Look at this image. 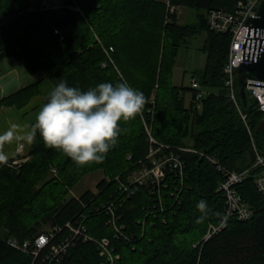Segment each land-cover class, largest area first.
Wrapping results in <instances>:
<instances>
[{"label": "trees", "instance_id": "16d2710c", "mask_svg": "<svg viewBox=\"0 0 264 264\" xmlns=\"http://www.w3.org/2000/svg\"><path fill=\"white\" fill-rule=\"evenodd\" d=\"M42 1L0 0V56L20 62L29 75L44 73L37 82L2 98L0 106L23 108L39 93L40 82L52 89L61 79L82 90L99 82L127 81L144 93L146 103L134 118L121 122L118 142L103 161L77 166L64 153L46 146L37 132L18 171L0 162V264H31L29 255L6 243L7 237L30 239L47 226L63 225L81 214L86 216L90 236L111 240L118 264H264V198L254 184L257 170L238 186L252 210L251 218L231 220L222 232L199 244L208 225L217 223L224 212V198L216 192L223 177L199 155H183L187 181L180 204L173 213L147 219L143 235L137 221L144 219L147 207L154 206L148 190L139 189L118 209L134 245L115 239L104 211L94 210L114 197L115 183L102 179L96 193L69 195L89 173L101 171L113 179L136 168L148 152L144 121L158 142L188 146L185 139L190 138L189 146L214 156L228 170L251 167L253 145L264 154V112L257 109L248 90L243 107L237 70L239 109L228 98L224 66L231 37L210 31L206 23L210 10H231L237 0H172L194 14L192 22L183 24L175 14L165 22L160 0H74L80 12L68 7L40 10ZM202 33L205 64L195 77L206 94L196 101L190 87L176 86L171 79L179 49ZM109 48L113 64L104 51ZM104 62L107 66L102 67ZM199 199L209 206L202 219L196 208ZM103 263L94 243L79 241L61 264Z\"/></svg>", "mask_w": 264, "mask_h": 264}, {"label": "built area", "instance_id": "2783aa9c", "mask_svg": "<svg viewBox=\"0 0 264 264\" xmlns=\"http://www.w3.org/2000/svg\"><path fill=\"white\" fill-rule=\"evenodd\" d=\"M74 0H60L58 3L43 0L40 10L68 7L71 10L80 12L77 5L67 6L65 3ZM262 0H237L231 10L212 9L206 17L207 27L210 31L220 34H229L231 37L228 60L224 66L226 75L225 86L228 88V98L239 109L236 93L234 73L241 66L248 64L255 59L264 48V31L255 27L251 20L258 17L257 10ZM165 5V22H169L172 15L178 12V6L172 0H163ZM1 24V23H0ZM54 32L62 36V32L55 29ZM108 61L113 64L109 52L112 48L104 50ZM107 66L102 63V67ZM253 86H248L247 90L256 101V107L260 112H264V82L248 80ZM190 88L195 92V100L206 94L201 90L199 82L195 76L190 80ZM151 98V102H153ZM245 120V116H241ZM147 134L148 152L144 159L138 161L136 168L126 170L113 179L105 178L106 183H115L116 193L104 204L95 207V211L102 209L107 216V222L113 232L115 239H121L133 245V237L126 234L125 226L120 222L121 215L118 209L129 200L139 189L148 190L153 198V208L147 207V212L141 224L142 232L150 217L157 215L165 216V213H173L180 204V194L183 191L187 176L186 162L183 155L194 154L208 160L218 171L223 179L217 184L216 192L224 198V212L216 224H209L203 241H208L211 237L224 230L231 220L245 222L252 216L249 205L244 201L238 192V186L242 184L253 170L254 184L264 198V154L254 149V163L251 167L242 171L228 170L219 161L207 153L198 151L191 146H170L158 142L151 132V127L143 122ZM28 158L24 154V144L20 141L16 148V157L2 162L1 165L9 167H20ZM52 173H56L55 169ZM87 205L84 204L83 208ZM86 216L81 214L73 221H67L63 225H55L38 232L30 239L20 240L16 237H7L6 243L17 251L29 255L31 264H61L68 252L77 242H92L97 246L99 254L104 258L103 264H118V253L109 238L96 239L87 232L85 224Z\"/></svg>", "mask_w": 264, "mask_h": 264}, {"label": "clouds", "instance_id": "9594fccd", "mask_svg": "<svg viewBox=\"0 0 264 264\" xmlns=\"http://www.w3.org/2000/svg\"><path fill=\"white\" fill-rule=\"evenodd\" d=\"M146 103L144 93L127 81L99 82L82 90L61 79L48 93L36 114L34 124L21 137L18 123L0 132V162L8 160L2 142L26 139L33 143L37 132L43 143L68 156L77 166L100 162L117 144L121 122L139 114ZM202 219L208 212L204 199L196 202Z\"/></svg>", "mask_w": 264, "mask_h": 264}, {"label": "crops", "instance_id": "0c3cea01", "mask_svg": "<svg viewBox=\"0 0 264 264\" xmlns=\"http://www.w3.org/2000/svg\"><path fill=\"white\" fill-rule=\"evenodd\" d=\"M40 78L41 77H37L36 75H29L23 65L15 59L3 58L0 56V100L4 97L15 94L29 84L37 82ZM46 84L47 82L45 81L39 83V93L33 96L28 104L23 108H17L13 106H0V132L6 130L13 122L21 125V128L17 129V133L21 137L24 133L30 130V126L34 124L36 117V115L35 117H31L32 114L36 113L40 109V107L46 101L48 93L51 91V87L42 89L44 85L47 86ZM20 141L24 144V154L28 158V152L32 143H28L26 139H15L11 142H2L3 150L8 154V160L16 156L17 144ZM99 172V178L95 182V189H89L86 191H91L93 193L97 191V184L102 180L104 176L101 171ZM82 194H80L79 196H81Z\"/></svg>", "mask_w": 264, "mask_h": 264}, {"label": "rangeland", "instance_id": "374dc122", "mask_svg": "<svg viewBox=\"0 0 264 264\" xmlns=\"http://www.w3.org/2000/svg\"><path fill=\"white\" fill-rule=\"evenodd\" d=\"M160 1L163 2V0H160ZM50 2L58 3V2H60V0H50ZM74 2L75 1L72 2L73 6L76 5V4H74ZM65 5H68V3H65ZM177 12L178 13L176 15L178 17L179 24L190 23L194 20V14L192 12H190L189 10H187L186 8H182V7L178 6ZM205 37H206L205 33L196 35L193 38L189 39L187 41V44H185L184 46H182L179 49L177 57L175 59L173 75H172V79H171L172 84H174L176 86L190 87V85H191L190 80H191L192 76L197 75V73L203 69L204 64H205L206 55L202 51V46H203V42L205 40ZM43 75H44L43 72L36 74L37 77H42ZM46 85L47 86L44 85L42 87V89H45L47 87H52L49 83H47ZM152 97H153V95H152ZM186 98L189 99V95H187ZM37 112L32 114L31 117H35ZM185 142L189 146L191 144L190 138L185 139ZM14 157H16V156H14ZM21 166L20 167H10V168L18 171L21 168ZM53 169H55V168L51 169V174H52V176H56L57 171L55 169L56 173H52ZM99 174H100L99 171H95V172L89 173L88 175L84 176L71 189L69 195L75 197V196H79L80 194H82L86 190L95 189V182L98 180ZM96 192L97 191H95V193ZM47 228H48V226L45 227V229H47Z\"/></svg>", "mask_w": 264, "mask_h": 264}, {"label": "water", "instance_id": "95a60500", "mask_svg": "<svg viewBox=\"0 0 264 264\" xmlns=\"http://www.w3.org/2000/svg\"><path fill=\"white\" fill-rule=\"evenodd\" d=\"M257 15L258 17L252 19L251 22L255 27H258L264 31V0L261 1L258 7ZM237 72L239 74L238 82L241 85L239 94L243 107L246 108L247 106L246 90L248 86H253V85L256 86V84H252L248 80L264 82V48L262 52L255 59H252L246 65H241L237 69Z\"/></svg>", "mask_w": 264, "mask_h": 264}, {"label": "bare ground", "instance_id": "6f19581e", "mask_svg": "<svg viewBox=\"0 0 264 264\" xmlns=\"http://www.w3.org/2000/svg\"><path fill=\"white\" fill-rule=\"evenodd\" d=\"M210 224H214V223H210ZM215 224H216V223H215ZM208 226H209V225H208ZM207 229H208V227H207ZM222 231H223V230H222ZM222 231H221V232H222ZM219 233H220V232H219ZM141 234L143 235V234H144V231H143ZM205 234H206V233H205ZM217 234H218V233H217ZM217 234H216V235H217ZM204 236H205V235H204ZM204 236L202 237V239L200 240L199 243H205V242H207V241H203ZM214 236H215V235H214ZM211 238H212V237H211ZM211 238H210V239H211ZM199 243H198V244H199ZM133 245H134V244H133ZM134 247H135V246H134Z\"/></svg>", "mask_w": 264, "mask_h": 264}]
</instances>
